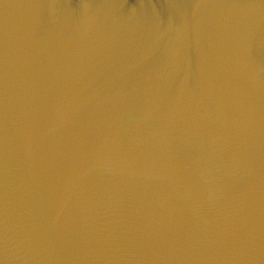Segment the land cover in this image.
Here are the masks:
<instances>
[{
    "label": "water",
    "instance_id": "water-1",
    "mask_svg": "<svg viewBox=\"0 0 264 264\" xmlns=\"http://www.w3.org/2000/svg\"><path fill=\"white\" fill-rule=\"evenodd\" d=\"M0 264H264V0H0Z\"/></svg>",
    "mask_w": 264,
    "mask_h": 264
}]
</instances>
